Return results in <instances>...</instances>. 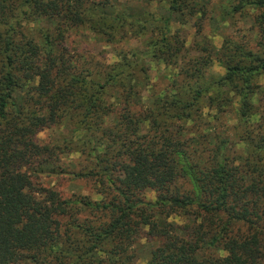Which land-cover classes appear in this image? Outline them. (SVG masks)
<instances>
[{"label":"trees","instance_id":"trees-1","mask_svg":"<svg viewBox=\"0 0 264 264\" xmlns=\"http://www.w3.org/2000/svg\"><path fill=\"white\" fill-rule=\"evenodd\" d=\"M78 29L139 47L108 63ZM143 240L146 264H264V0H0V264H135Z\"/></svg>","mask_w":264,"mask_h":264},{"label":"rangeland","instance_id":"rangeland-1","mask_svg":"<svg viewBox=\"0 0 264 264\" xmlns=\"http://www.w3.org/2000/svg\"><path fill=\"white\" fill-rule=\"evenodd\" d=\"M161 7H165L161 4ZM156 5L153 4V11L156 13L162 12V9L156 11ZM179 23L173 24V28L177 29ZM190 32V28L185 26ZM180 28V27H179ZM213 42L216 49H219L222 44V37L220 35L213 36ZM66 45L68 48L77 53H84L86 55H95L103 57L108 63H113L118 60L117 52H128L131 49H137L139 43L135 39H131L128 43H118V44H107L99 37L95 36L93 33L87 31L86 29H78L70 33L67 38ZM164 68L161 66H153L151 71V77H155L159 72H162ZM212 72H217L222 74L224 70L219 66L218 63H214L212 67ZM52 132L49 130L43 131L38 134V139L43 141L48 137H51ZM75 157V156H73ZM39 186L50 188L57 192H60L63 196L67 197L71 194H80L90 196L92 199L97 200L98 196L94 193L91 188V184L85 180H72L69 176L64 178H56L49 176H39L34 181ZM144 196L148 201H154L156 198L155 193L151 189H147L144 192ZM156 242H146L141 241L136 245L137 259L135 264H146L148 259L149 249L154 248Z\"/></svg>","mask_w":264,"mask_h":264}]
</instances>
